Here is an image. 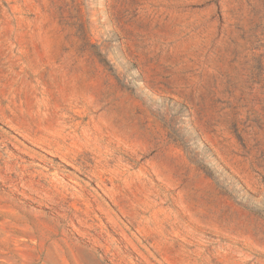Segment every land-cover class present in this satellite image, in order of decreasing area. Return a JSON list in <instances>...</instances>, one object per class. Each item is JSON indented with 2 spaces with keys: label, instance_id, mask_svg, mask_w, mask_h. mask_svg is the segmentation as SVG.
Masks as SVG:
<instances>
[{
  "label": "rangeland",
  "instance_id": "obj_1",
  "mask_svg": "<svg viewBox=\"0 0 264 264\" xmlns=\"http://www.w3.org/2000/svg\"><path fill=\"white\" fill-rule=\"evenodd\" d=\"M184 247L264 264V0H0V264Z\"/></svg>",
  "mask_w": 264,
  "mask_h": 264
},
{
  "label": "bare ground",
  "instance_id": "obj_2",
  "mask_svg": "<svg viewBox=\"0 0 264 264\" xmlns=\"http://www.w3.org/2000/svg\"><path fill=\"white\" fill-rule=\"evenodd\" d=\"M50 185H51V187H52V184H50ZM53 188H55V187H53ZM53 188H52V189H53ZM55 190H56V189H55ZM57 194H58V193H57ZM58 195H59V194H58ZM62 200H63V199H62ZM52 201H53V200H52ZM53 202H54V201H53ZM62 202H63V201H62ZM62 202H61V204H64V203H62ZM56 204H58V203H56ZM59 204H60V203H59ZM57 206H58V205H57ZM190 234H192V233H190ZM172 237H173V236H172ZM174 237H176V236H174ZM192 237H193V236H192ZM192 237H191V238H192ZM176 238H177L176 241L179 242V241H178L179 237L177 236ZM182 238H183V237H182ZM196 238H197V237H196ZM194 239H195V238H194ZM181 240H182V239H181ZM185 240H186V239H185ZM174 241H175V239L173 240V242H174ZM185 242H187V241H185ZM181 243H182V242H181ZM188 243H189V242H188ZM171 244H173V243L171 242ZM177 244H178V243H177ZM179 244H180V243H179ZM182 244H183V243H182ZM180 247H181V246H180ZM184 248H185V247H184ZM190 249H191V248H190ZM190 249L185 248V249H184V252H183V253H185V256L188 258V260H190V261H191V260H194L196 264H211V262H208L207 260H204V261H203V260H202V257H200V255H199L200 253L197 254V253L195 252L196 250L194 251V250H192V249L190 250ZM198 250H199V249H198ZM181 255H183V254H181ZM209 255H210V254H209ZM183 256H184V255H183ZM211 256H212V255H211ZM211 256H210V257H211ZM210 257H209V258H210ZM210 259H211V258H210ZM184 260H185V259H184ZM188 262H189V261H188ZM217 262H218V261H217ZM167 263H168V262H167ZM179 263H180V262H179ZM181 263H182V262H181ZM170 264H171V263H170ZM172 264H173V263H172ZM176 264H177V263H176Z\"/></svg>",
  "mask_w": 264,
  "mask_h": 264
}]
</instances>
